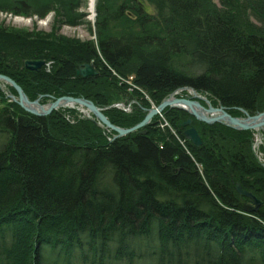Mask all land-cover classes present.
I'll list each match as a JSON object with an SVG mask.
<instances>
[{
    "label": "trees",
    "instance_id": "16d2710c",
    "mask_svg": "<svg viewBox=\"0 0 264 264\" xmlns=\"http://www.w3.org/2000/svg\"><path fill=\"white\" fill-rule=\"evenodd\" d=\"M145 1L155 13L96 0V44L1 28L0 75L41 104L91 100L122 129L187 87L234 117L264 112V0ZM81 3L0 0V10H58L72 24ZM83 64L97 75H77ZM123 101L130 114L112 106ZM0 106V264H264V169L250 131L192 119L198 148L178 128L190 117L180 109L162 113L176 135L156 116L145 135L113 139L93 118L68 124L69 108L34 116L1 86ZM233 180L262 202L257 212H244L251 201Z\"/></svg>",
    "mask_w": 264,
    "mask_h": 264
},
{
    "label": "water",
    "instance_id": "95a60500",
    "mask_svg": "<svg viewBox=\"0 0 264 264\" xmlns=\"http://www.w3.org/2000/svg\"><path fill=\"white\" fill-rule=\"evenodd\" d=\"M25 68L29 71L39 70L42 66V62L34 61L29 62L25 61ZM77 75H80L83 78H89L91 76H96L97 71H95L90 64L80 65L77 69ZM0 83L7 84L11 88H14L17 96L12 94H8L7 97L10 99L12 103L17 104L24 111L34 115V116H47L53 111H57V109L65 108L70 106H81L85 108L91 115L94 116L95 121L101 127L103 126L109 131H114L116 135L113 139L124 137V135L134 132L137 129L144 128L149 124L151 119L155 117L156 114L162 113L166 108L172 109H180L187 113H189L190 117L179 124V129L183 130V135L187 141L193 143L196 147H200L202 145L201 138L199 137L198 132H196L195 128L192 127V117L196 121L204 122L208 125L210 124H224L227 127L233 128L234 130L239 131H252L257 128H264V113H259L253 116H250L244 110H241L244 114L242 118H236L230 116L226 109H224L221 105H218V108H214L211 106V103L208 102L204 97L197 95V92L192 88H182V90L191 91V96L187 98L175 97V94L169 95L162 103L155 108H151L147 110V114L145 118L135 125L133 128H119L116 125H113L109 122L105 114H103L102 109L98 108L96 104H94L91 100H87L85 98L79 97L74 98L71 96H63L58 97L57 99H52V101L46 105H41L40 100L44 96H40L35 99V101H31L28 96L23 92L22 88L16 84L14 80H11L6 75H0ZM200 101H204L206 103V107H203L200 104ZM145 134V132H142ZM236 191L241 197H248L251 199L253 206H245V212H256L257 209L261 206V201L255 198L254 195L245 192L242 190L239 184L235 186Z\"/></svg>",
    "mask_w": 264,
    "mask_h": 264
},
{
    "label": "rangeland",
    "instance_id": "374dc122",
    "mask_svg": "<svg viewBox=\"0 0 264 264\" xmlns=\"http://www.w3.org/2000/svg\"><path fill=\"white\" fill-rule=\"evenodd\" d=\"M91 1L92 0H82L81 5L76 10V13L83 15L84 19L81 20V21H76L75 23H72V24L69 23V21L66 22L65 18L63 19L62 17H57L56 13H59L58 10L57 11L56 10L55 11L54 10L50 11V12L44 14L43 16H38L37 14H34V13L29 14V15H22V14L21 15H17V14H14L13 12L0 10V29L2 28L4 30H6V31H14V32H17L19 34H22L23 32H26V33L30 32V33H35V34H39V35H43L44 34V35H47V36L51 37L52 39L55 38V39H57L59 41L64 40V42L67 41L68 43H70V42L87 43V41H89L91 43L96 44V42H97V39H96L97 38V28H95L96 27L95 23L97 21V13H96V6H95L96 0H93V4H92L93 9H92V11H91V6H90L91 5ZM141 1L145 5L146 10H147V12L149 14L155 13L154 8L150 4H148L145 0H141ZM215 2H216V0H215ZM51 65H52V63H46L45 67H46V71L47 72H49V70L51 68ZM76 74H77V72H76ZM121 80L125 81L123 79H121ZM125 82L131 84L130 81H125ZM0 86H1V89H3L4 94H5L6 97H7L8 94H11L7 90V87H8L7 84L0 83ZM133 88H135L134 85H131V88L129 89V91L131 89L133 90ZM179 91H180V89L176 90L172 94H175V97L177 95H181V93H179ZM12 95H14V94H12ZM197 95H200L201 97H204V99H206L208 102H210V100L207 99L206 95L201 94V93H197ZM16 96H17V93H16ZM187 96L188 97L191 96V91L190 90H187L186 94H184V96L181 97V98H186ZM7 99L9 100V102H11L8 97H7ZM51 101H52V99L48 100L45 104H41V105H46V104L50 103ZM202 102L205 103L204 101H200V104ZM205 105H206V103H205ZM112 106L116 107L117 109L121 110L122 112L124 111L125 113H129V114L131 113V105H129V104L127 105V103H124V101H123V103L116 102L115 105L112 104ZM155 106H152L151 108H155ZM211 106H212V104H211ZM218 107L219 106L217 105L214 108H218ZM68 108L74 111L73 113H69L68 112L67 114L64 115V116H66V121H67L68 124L69 123L70 124H75L80 119L93 118V120L95 121L94 116L91 115V113H88V111L85 108H82L80 106L78 108H76L75 106H70L69 105L68 107L61 108V109H68ZM1 109H2V106H0V110ZM239 110H240V112L242 114L243 112L241 110H244V109H239ZM57 111H58V109H57ZM162 113H163V111H162ZM162 113L156 114L155 117L156 116L160 117L162 115ZM259 113L260 112H258L256 114H259ZM262 113H264V112H262ZM256 114H253V115H256ZM253 115H250V116H253ZM243 116H244V114H243ZM236 118H239V117H236ZM192 119H194V118L192 117ZM159 120H161V121H158L159 122V129H161L162 132H167V129H168V130H170L171 133L176 135V133L173 131L172 127L170 126L169 122H167L164 117H162V119H159ZM149 124H150V122H149ZM145 128H146V126L144 128L137 129L135 131H138L139 134H142V132L146 133ZM142 129H144V130L140 131ZM104 130H106L108 132H112V131L107 130L106 128H104ZM263 131H264V129H262V128L255 129L254 131L253 130L250 131L251 132L252 144H253V142H255V140L257 142L256 143L257 146L253 147V149H252V145H251V151L253 152L254 160L256 161L258 166H260L262 169H264V132ZM132 133H134V132H132ZM115 135H116V133L113 135V137ZM142 135H145V134H142ZM233 182H234V180H233ZM236 184H239V183L234 182L235 186H236ZM239 185L242 188V185L241 184H239ZM242 190H244V189L242 188ZM235 191H236V188H235ZM244 191L246 192L247 190H244ZM247 192L250 193L249 191H247ZM236 193H237V195H239L237 191H236ZM250 194H252V193H250ZM239 197H240V199H246L245 197H241L240 195H239ZM250 201H251V199H250ZM244 205L245 206L246 205L247 206H250V205L253 206L252 201L249 202V203H247V202L245 203V201H244V202H242V205H241L243 207V210H244ZM244 212H245V210H244ZM249 213H252V212H249ZM1 243L2 242H0V245H1ZM6 244L8 245L9 241H6ZM0 251H1V249H0Z\"/></svg>",
    "mask_w": 264,
    "mask_h": 264
},
{
    "label": "built area",
    "instance_id": "2783aa9c",
    "mask_svg": "<svg viewBox=\"0 0 264 264\" xmlns=\"http://www.w3.org/2000/svg\"><path fill=\"white\" fill-rule=\"evenodd\" d=\"M256 143H257V142H256V140H255V142H253V144H252V149H253V147L257 146Z\"/></svg>",
    "mask_w": 264,
    "mask_h": 264
},
{
    "label": "bare ground",
    "instance_id": "6f19581e",
    "mask_svg": "<svg viewBox=\"0 0 264 264\" xmlns=\"http://www.w3.org/2000/svg\"><path fill=\"white\" fill-rule=\"evenodd\" d=\"M92 4H93V0L91 1V5H90V6H91V11H92V9H93V6H92Z\"/></svg>",
    "mask_w": 264,
    "mask_h": 264
},
{
    "label": "flooded vegetation",
    "instance_id": "af4514ba",
    "mask_svg": "<svg viewBox=\"0 0 264 264\" xmlns=\"http://www.w3.org/2000/svg\"><path fill=\"white\" fill-rule=\"evenodd\" d=\"M264 129V128H263ZM264 132V131H263Z\"/></svg>",
    "mask_w": 264,
    "mask_h": 264
}]
</instances>
